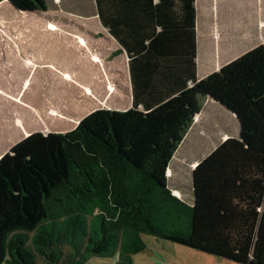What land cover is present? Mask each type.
<instances>
[{
  "label": "trees",
  "instance_id": "16d2710c",
  "mask_svg": "<svg viewBox=\"0 0 264 264\" xmlns=\"http://www.w3.org/2000/svg\"><path fill=\"white\" fill-rule=\"evenodd\" d=\"M109 2L99 17L127 54L132 106L31 133L1 156L0 264H133L143 236L264 264V44L197 80L194 0L179 1L187 52L164 40L181 32L170 0H134L126 30ZM205 98L236 115L239 134L198 161L187 203L167 170Z\"/></svg>",
  "mask_w": 264,
  "mask_h": 264
},
{
  "label": "crops",
  "instance_id": "0c3cea01",
  "mask_svg": "<svg viewBox=\"0 0 264 264\" xmlns=\"http://www.w3.org/2000/svg\"><path fill=\"white\" fill-rule=\"evenodd\" d=\"M106 1L108 2V0L0 2V23H4L12 35H19L16 32L18 30L26 34L24 37L13 36L9 41L6 37L0 38V158L11 146L31 133H65L74 129L81 119L95 110H113L109 104L117 101L119 97H127L125 110L131 108L132 89L127 54L122 44L109 33L99 17V7H106V4L108 5ZM179 1L170 0L172 13L177 14L175 26L180 27V36L174 37L169 34L168 39H164L161 35V39L165 40L166 46H172L176 51L187 52L189 36L185 33L187 30L183 25V12L179 7L182 5ZM92 2L94 5L88 14V6L89 4L92 6ZM110 2L116 5L111 11L113 19L122 25L123 29H128L126 25L129 22V9L134 0ZM154 3H157V0H154ZM14 8L22 11L26 21L12 22L2 18L4 13H9ZM194 9L197 80L205 78L249 50L264 44V0H194ZM43 10L49 19L38 21V14ZM41 14L43 15V12ZM55 17L62 20H51ZM89 19L94 20L95 27L92 51L86 50V39L80 34H72L75 30L84 34ZM160 27L153 28V31L156 29V33H148L146 43L161 31ZM62 30L68 32H60ZM38 31L43 34H39ZM58 38L64 41L65 48L61 43L58 44ZM50 41L52 42L49 43ZM35 67L43 71L42 77L37 73L36 79L33 80L30 76L33 71H38ZM201 105V110L193 119L182 144L192 133L199 137L208 134L206 129L201 128V123L206 121V118L211 120L209 110L230 114L210 98L203 99ZM211 125L217 128L215 133L223 130L220 121H216L215 125L211 122ZM224 136L226 139L229 138L225 134ZM192 148L194 150L196 146ZM198 161L194 163V167ZM194 167L190 169V174ZM146 249L144 251H147ZM197 254L200 255H193L191 262L184 264H238L204 253ZM148 259L151 264H157L151 255ZM182 261L171 264H181Z\"/></svg>",
  "mask_w": 264,
  "mask_h": 264
},
{
  "label": "rangeland",
  "instance_id": "374dc122",
  "mask_svg": "<svg viewBox=\"0 0 264 264\" xmlns=\"http://www.w3.org/2000/svg\"><path fill=\"white\" fill-rule=\"evenodd\" d=\"M15 12H17L18 15ZM21 12L17 11L14 8L11 12L4 13L2 15V18L8 21L12 20V22L26 21V18H23V15ZM42 12H43V15L41 14ZM45 13L46 11L44 10L40 11V14H38L39 17H37V20L45 21L49 19ZM13 14H15L16 16L14 17ZM51 20H62V19L55 17L54 19H51ZM93 22L94 20H91V19L88 20L87 29L85 30L84 34L78 30L72 31V34H75V35L80 34V36L86 39L87 41L86 50H89V51L94 50L95 27H94ZM16 32L19 33V35H12L7 30V27L4 26V23L2 24L0 23V38L6 37L7 41H9L13 39V36H16V37H20V35L21 37L26 36V34L25 35L23 34V31L18 30ZM60 32H68V31L62 30ZM38 33L40 34L41 31H38ZM58 39H57L59 41L58 44L61 43L62 47L65 48L64 41H61L60 38ZM52 41H50L49 43H51ZM80 42L83 43L82 41ZM43 43L46 44L45 42ZM36 69H38V71L37 72L33 71V74H31L30 76V78H32L33 80L36 79L37 73H39V75L42 77L41 72L43 70L39 67H37ZM126 101H128L127 97L122 96V97H119L117 101L115 100L113 102L111 101L112 103H110L109 106L112 105L111 108L113 110L123 111L125 110L124 107L126 105ZM209 115H210L211 120L209 118H206V121L201 123L202 124L201 128L206 129L208 134L201 135L200 137L197 135H194V133L190 134L189 137L185 140V142L180 146V148L175 153L172 159V162L170 163V166L167 170V175L169 178V187L172 193L176 197L184 200L185 202H190L191 200V185H190V172L189 171L192 167H194V163L200 160L201 158H203L207 152L212 150L216 143H219L222 140H225L226 137L224 136V134L229 137L238 136V124L233 116H231L230 114H220L219 112L213 109L209 110ZM216 121H220L223 126V130L219 131L218 133H215L217 132V128H214L213 125H211V122L215 125ZM194 146H196V148L193 150L192 147ZM31 235L32 234H29V237H31ZM142 239L147 244V249H146L147 251L141 252L132 257L135 264H151V261L148 259L150 255L152 256L153 261L157 262V264H171L172 262L178 263V261L180 260H183L180 263L184 264V263L191 262L190 259L193 255L198 256L200 254H197V253H202L200 251L191 250L190 248L180 246V245H175L170 242L156 240L155 238L150 237V236H143ZM66 252L67 250L64 249V254H66ZM152 252H155V254ZM115 261H116V257H113L109 261L104 262V263L94 260V259H90L89 262H87V264H109V262L115 263ZM36 264H47V263L44 261L42 257L38 256Z\"/></svg>",
  "mask_w": 264,
  "mask_h": 264
},
{
  "label": "water",
  "instance_id": "95a60500",
  "mask_svg": "<svg viewBox=\"0 0 264 264\" xmlns=\"http://www.w3.org/2000/svg\"><path fill=\"white\" fill-rule=\"evenodd\" d=\"M212 101H214L213 99H211ZM215 102V101H214ZM215 103H217V102H215ZM217 104H219V103H217ZM220 105V104H219ZM221 106V105H220ZM224 108V107H223ZM225 109V108H224ZM226 110V109H225ZM226 111H228V110H226ZM231 115H233L234 116V118L236 119V115L234 114V113H232V112H230V111H228ZM236 121H237V123H238V120L236 119Z\"/></svg>",
  "mask_w": 264,
  "mask_h": 264
}]
</instances>
